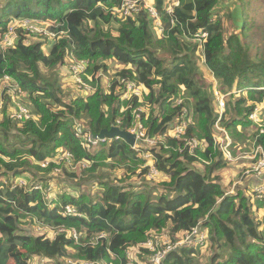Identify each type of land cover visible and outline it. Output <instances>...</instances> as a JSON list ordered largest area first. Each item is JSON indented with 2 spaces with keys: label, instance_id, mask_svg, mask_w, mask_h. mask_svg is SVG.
Wrapping results in <instances>:
<instances>
[{
  "label": "trees",
  "instance_id": "trees-1",
  "mask_svg": "<svg viewBox=\"0 0 264 264\" xmlns=\"http://www.w3.org/2000/svg\"><path fill=\"white\" fill-rule=\"evenodd\" d=\"M220 1L176 0L169 13L167 0H155L163 28L159 39L144 3L138 14L123 20L114 11L124 0H6L0 4V77L8 74L19 83L39 117L37 122L23 123L5 113L0 121V264H32L37 257L48 264H68L76 258L100 264H149L154 252L143 244L153 234L160 236L167 229L174 243L197 227L207 232L213 248L209 264H264V217L259 216L264 202L255 200L254 193L242 185L231 192L217 174L228 159L215 144L219 112L212 85L198 64L200 57L223 91L235 86L240 91L230 96L221 120L235 140V155L247 148L249 114L264 98V54L251 52V26L244 15V37L225 32ZM237 1L242 7L249 5L248 0ZM14 17L57 22V40L50 51L46 53L41 42L49 39L47 35L41 34L45 40L40 41L39 34L20 28L16 43L4 47L3 37ZM200 31L208 32L204 42L194 38ZM71 56L88 62L83 80L95 91L66 102L58 75ZM112 60L123 67L111 75L107 87L102 79L109 74ZM121 78L143 83L147 93L121 103ZM180 98L184 101L178 104ZM129 104L132 107L122 113V106ZM139 107L150 137L167 134L187 107L194 124L187 128L186 137L195 136L203 143L193 155L187 150L181 153L178 148L184 142L171 136L144 148L153 153L154 166L166 177L156 184L138 182L150 166L122 138L92 152L73 132L72 118L94 135L110 129L119 117L128 128L134 122L133 110ZM257 143L264 145V136ZM66 152L72 155L71 162L62 157ZM66 162L86 166L89 175L80 177L64 167ZM122 166L126 183L109 181L101 170ZM56 169L67 178L62 181L64 189L52 196L47 181L58 175ZM24 174L35 183L14 184L13 177ZM134 176L138 178L133 180ZM136 183L156 188L160 195L153 199L151 192L137 191ZM67 205L75 213L63 215ZM34 223L82 230L80 242L67 230L58 231L54 238L36 235L31 229ZM100 234L106 236L95 244L92 238ZM136 247L139 251L130 262L128 252ZM202 249L199 244L183 245L169 252L162 264H198Z\"/></svg>",
  "mask_w": 264,
  "mask_h": 264
},
{
  "label": "built area",
  "instance_id": "built-area-1",
  "mask_svg": "<svg viewBox=\"0 0 264 264\" xmlns=\"http://www.w3.org/2000/svg\"><path fill=\"white\" fill-rule=\"evenodd\" d=\"M143 3H144V8L148 12L150 19L153 21L152 27H158L159 30L163 31L161 19L156 9L155 2H154V6L153 5L148 6L147 0H124V2L117 9V11L121 14L123 18L135 16L140 12L141 8H143ZM168 12L172 13L173 10H170ZM21 27L24 29L25 28L24 24H22ZM16 29L10 26L9 31L3 37L4 47L9 48L16 43L17 36L13 35L16 33L18 34ZM28 30L34 32L32 28H29ZM36 33L44 34L41 32V30H38V32ZM52 35L53 38L56 37V33ZM207 37H208V32L205 31L197 32L194 35L195 40L199 42L206 41ZM69 59L70 60H68V63L70 64L67 68V71H69V73L73 76V79L75 83L79 85L80 90H82L86 96L92 93L93 91H95V89L90 84L85 83L83 80V73L86 70L88 62H86L85 60H76L74 56H71ZM97 76H99V74ZM119 84L123 85V91L120 93L121 95L119 98L121 103H123L124 101H130L134 97L143 98L148 91L147 87L143 83H139L136 80H132V79L121 78L119 80ZM215 92L217 94L216 98L219 102V108L217 109L219 112V117L215 123V128H216L215 144L223 152V155L228 159V161H230L235 158L233 154V147L235 145V140L231 137L229 132L221 125V120L226 109V102H225L226 97L230 98L231 94H235L240 91H238L236 88L232 90L226 89L223 91L222 88L220 87V91L216 90ZM27 95L28 93L25 92L21 88L19 83L15 79H13L10 75L5 74L0 77V113H3L6 110L7 115L13 120L21 121V122L33 120L37 122L39 117L33 113L34 109L32 104L31 103L27 104L28 101L25 100L27 98ZM183 101L184 100L180 98L178 100V104H181ZM129 107H132V105L129 104V106L127 107L122 106L121 112L122 113L125 112ZM142 111L143 108L141 107L133 110L134 122L130 127L127 128L122 126L121 117L118 118L116 124L114 125L120 127L121 129H126L129 132L136 134V142L135 145L132 146V148H134L137 152H143L147 157H151L150 159L154 161L153 153L143 151V149L146 147L155 146L158 140H162L163 142H165L167 136L168 137L171 136L179 141L184 142V145L183 146L180 145L178 148L181 153L187 150L189 154L193 155L202 148L203 143L199 138L195 136L186 137L187 128L189 127V125L194 124V118L192 112L187 107L183 108L182 113L179 114L175 122H173L170 125L167 134L160 135L158 137H150L148 135L147 129L145 128L141 119ZM249 119L252 121L251 128L254 130L255 133V137L251 141L252 147L250 146L251 153L254 154L253 156H251V158L255 157L253 158L254 165L252 166V168L247 169L246 171L243 172L240 180H242L245 176L253 175L255 178H258L260 181H262L261 185L255 186L253 193L255 200L264 202V145L262 143L260 144L257 143L258 139L264 136V98L260 103H258L254 107L252 112H250ZM72 120H73V132L75 133V136L78 138H82L84 141H86L89 147L96 146L100 148L103 144L109 145L114 140L121 139V137H116V138H108V137L99 138L98 136L94 137V134L89 132L88 131L89 129L87 130V128L83 126L82 122H80L76 118H72ZM62 157L68 160L69 162H71L72 155L69 152H66ZM244 157H250V156H244ZM47 165L48 162L42 164V166H47ZM149 166H150V171L148 173L149 177L156 178L160 172L156 169L154 164ZM23 184H26V182ZM73 213H75V209L72 206L67 205L65 211L63 212V215H71ZM72 231L71 234L74 233ZM77 235L78 234L74 233L73 237L77 239ZM103 236H106V234H100L97 236V238H93V240H95L94 243L96 244L98 242V238ZM153 236L154 234L143 244L144 247L154 252V254L150 256L149 264H162L164 258L169 252L183 245L190 246L193 244H199L201 246H204L208 238L207 232L205 230H201L199 227H197L192 233L187 235L185 238H182L174 243L167 235L164 238H159V236H154V237ZM139 248L136 247L134 248V250L128 252V257L130 259V262L131 261L133 262V255L139 251ZM42 260H43V264H48L47 262H45L44 259ZM96 262L97 261H85L84 264H100ZM70 263L77 264V262H73L72 260L70 261Z\"/></svg>",
  "mask_w": 264,
  "mask_h": 264
},
{
  "label": "rangeland",
  "instance_id": "rangeland-1",
  "mask_svg": "<svg viewBox=\"0 0 264 264\" xmlns=\"http://www.w3.org/2000/svg\"><path fill=\"white\" fill-rule=\"evenodd\" d=\"M5 1L6 0H0V4H4ZM174 1H176V0H167V10L168 11H170V10L174 11V6L170 5ZM154 2H155V0H147L148 6H152V5L154 6ZM248 2H249V5H247L246 7H242L237 0H221L220 4L218 6V9L221 10V14L225 18L224 26H225V32L227 34L235 32V33H238L241 37H244L243 33H242V26H243L242 16L244 15V18L247 17L249 22H250V26H251V31L249 32V41H250L251 46H252L251 52L253 53V55L255 53L264 54V0H248ZM117 9L118 8H116L114 11L116 18L119 20H123L124 18L117 11ZM229 14L230 15L232 14L234 16V18H231ZM22 24H24V26H25L24 29L21 27ZM57 25H58L57 22H55L53 20L33 19V18H25V17H21V18L20 17H14L10 23V26L14 27L15 29L16 28H22L23 31H27L29 28H32L34 31L33 33H36V32H38V30H41V32L44 33V35L50 36L47 41H41V40H43L44 35L39 34L36 36L37 39H39L41 42H44L46 44L45 45L46 53H48L50 51V48L52 47V45L57 40L56 38H53V35H52V34L57 33V29H56ZM115 25H117V23H115ZM152 29H153L152 31L154 32L155 38L159 39L163 31L159 30L158 27H153ZM15 33H16V31H15ZM61 34H64V33H59V34H57V36H62ZM13 35H16L17 38L19 36L17 33L13 34ZM13 40H15V39H13ZM30 40H31V38H30ZM44 40H45V38H44ZM201 50H202V48L199 49V52ZM160 54L164 55V52H161ZM68 60H70V59L68 58ZM68 60H67V63L63 66V68L60 69V74H62V75H58L59 76V78H58L59 84H60L61 89H62V93H61L62 94V100H65L66 102L70 101L71 99L81 97L82 95H84L83 91L80 90L79 85H77L75 83L73 76L69 73V71H67V68L70 64V63H68ZM198 64H199L201 70L203 71V74L205 75L207 82L212 85L213 92H214L215 108L218 109L219 108V102L216 98L217 94L215 91L216 90L220 91V87H221L219 84L220 81L217 78H214L211 74H209V72L206 70L205 66L202 64V60L200 57H198ZM108 66H109V74H105L104 78L102 79L103 85L107 86V87H108V83L111 79V75L123 67L119 62H117L115 60L109 61ZM57 73H58V71H57ZM235 88H236V86L234 87V89ZM234 95H238V93H235ZM228 98L229 97H226V99H225V102H226L225 111L228 108L227 104L230 101L231 97L229 98V100H228ZM25 100L28 101L27 104L31 103V101L28 99V95H27V98ZM55 109H58V108H55ZM5 113H6V110L3 113H0V121L2 120V116ZM25 122L26 121H23V123H25ZM246 133L248 134L249 138L244 145L247 148L245 150H243V149H239V151L237 150L236 154L234 155L235 158L233 160L228 161L227 165L217 172V174L222 177V184L224 186H227V188H229L230 191L233 193L236 192V187L240 184L241 181H243V180H240L243 172L246 171L247 169L252 168V166L254 165V161H253L254 159L253 158H255V157L251 158V156L254 155L253 153H251V147H252L251 141L254 139L255 133L251 127L246 129ZM0 136H2V135H0ZM252 136H254V137L252 138ZM158 141L160 142L162 140H158ZM246 144H248V146ZM89 148H90V150H92V152H96L101 147L99 148L96 146H94V147L90 146ZM140 154L143 155V158H145L147 160L146 165H152L153 164V160L150 159L151 157H147L143 152H141ZM244 156H250V157H244ZM64 167L70 171L76 172L80 177H87L89 175V173L87 171H85L86 166H84V165L77 164L75 166H72L71 163L66 162L64 164ZM197 167L201 171L205 170V166H203V165H198ZM101 170L103 173L106 172L108 174L109 181L116 182V183H126V182H122V180L126 177L125 176L126 169L123 166L122 167H116V168L106 167V168H103ZM57 171H58V173H55V174H58V175H52V178L47 181L48 193L52 196L58 194L60 192V190L62 191L64 189V186L62 188L61 185L62 184L64 185V183H63V182H65L64 179L67 178L66 173L65 172L63 173L61 171V169H58ZM140 172H141V169H139L137 171V173H140ZM101 174L97 173L98 176H100ZM13 178H14V180H13L14 184L21 185V184L26 182V184L29 185V184L35 183V179L32 178L31 175H27V174L18 176L16 178L13 177ZM137 178H138L137 176H134L133 180H136ZM162 178L163 177L161 176V173H159L156 178H151V177H149V174H147L146 177L141 178L138 182L148 181L150 184H156V182H160L162 180H165L166 177H164L163 179ZM136 185H137L136 186L137 191L145 190L147 192H151L153 199H157L158 195H160V191L156 188H153V187L148 186L146 184H142L140 186L138 183H136ZM228 186H230V187H228ZM67 187L68 186H66V189H67ZM84 188H86V187H83V189ZM78 191H74L75 194ZM248 191L251 193L254 192L250 188H248ZM92 192L94 194L98 193L97 188L92 187ZM259 216L264 217V206L262 209L259 210ZM25 227L28 228V224H26ZM31 229L36 235H41V234L46 233L47 236H49L50 238H54L58 234V231L60 232V231H66L67 230L66 228H63V227H61V228L49 227L43 223H37V224L34 223L33 225H31ZM67 231H72V232L78 234L76 240H77V242H80V237L82 236V230L80 231L76 228H74V229L72 228V229L67 230ZM74 233L72 234L73 236H74ZM166 235H168V231H167V229H164V231L159 236V238H164V237H166ZM92 240H93V238H92ZM213 253H214L213 248H212L210 242L209 241L206 242V244L203 246L202 256L199 258L200 260H198V264H209ZM145 260H147V257H145ZM70 261L71 260H68L67 263L71 264ZM72 261L77 262V264H84V262H85V261L78 259V258L73 259ZM31 263L32 264H43V260H42V258L37 257V259L35 258V259L31 260ZM144 263L145 262H141V264H144Z\"/></svg>",
  "mask_w": 264,
  "mask_h": 264
},
{
  "label": "water",
  "instance_id": "water-1",
  "mask_svg": "<svg viewBox=\"0 0 264 264\" xmlns=\"http://www.w3.org/2000/svg\"><path fill=\"white\" fill-rule=\"evenodd\" d=\"M99 138H116L121 137L123 140H125L128 144L131 146L135 145L136 142V134L131 133L126 129H121L118 126H112L110 129H103L99 134H95L94 137Z\"/></svg>",
  "mask_w": 264,
  "mask_h": 264
},
{
  "label": "crops",
  "instance_id": "crops-1",
  "mask_svg": "<svg viewBox=\"0 0 264 264\" xmlns=\"http://www.w3.org/2000/svg\"><path fill=\"white\" fill-rule=\"evenodd\" d=\"M246 145L248 146V144ZM261 184H262V181H260L258 178H255L253 175H250V176L245 177V179L241 181L239 185H242L247 189L250 188L253 191L255 186L261 185Z\"/></svg>",
  "mask_w": 264,
  "mask_h": 264
}]
</instances>
